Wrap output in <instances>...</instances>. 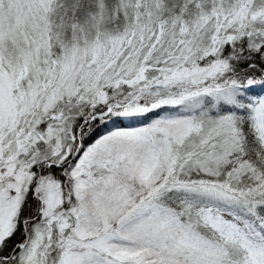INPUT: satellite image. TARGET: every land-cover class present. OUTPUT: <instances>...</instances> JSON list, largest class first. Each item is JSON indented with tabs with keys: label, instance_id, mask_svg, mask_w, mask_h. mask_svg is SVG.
I'll return each instance as SVG.
<instances>
[{
	"label": "snow or ice",
	"instance_id": "obj_1",
	"mask_svg": "<svg viewBox=\"0 0 264 264\" xmlns=\"http://www.w3.org/2000/svg\"><path fill=\"white\" fill-rule=\"evenodd\" d=\"M0 264H264V0H0Z\"/></svg>",
	"mask_w": 264,
	"mask_h": 264
}]
</instances>
